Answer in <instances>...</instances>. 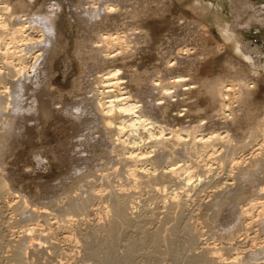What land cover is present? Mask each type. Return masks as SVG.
Instances as JSON below:
<instances>
[{"label": "bare ground", "instance_id": "1", "mask_svg": "<svg viewBox=\"0 0 264 264\" xmlns=\"http://www.w3.org/2000/svg\"><path fill=\"white\" fill-rule=\"evenodd\" d=\"M231 3L229 22L195 0L144 65L160 42L134 24V0H69L68 15L63 0H0V264H264V105L247 106L263 51L241 41L264 5ZM206 16L245 62L226 55L231 72L208 87L216 111L195 120L174 106L218 49L207 51ZM58 58L64 79L77 74L69 89L56 85ZM49 121L69 129L50 149L64 171L16 187L8 161L47 170Z\"/></svg>", "mask_w": 264, "mask_h": 264}, {"label": "rangeland", "instance_id": "2", "mask_svg": "<svg viewBox=\"0 0 264 264\" xmlns=\"http://www.w3.org/2000/svg\"><path fill=\"white\" fill-rule=\"evenodd\" d=\"M39 1L47 2L48 0L46 1L39 0ZM68 1L69 0L66 1L63 0L65 7ZM203 1L207 5H213L214 7L224 11L229 22L234 20V15L231 11L232 9L231 0H203ZM253 2L257 6L264 5V0H253ZM134 3L137 6L139 4V1L134 0ZM140 6L142 7L139 8V10L141 9L142 12L139 13L138 17L134 18L133 21L134 24L142 26L145 30H147L152 42L154 43L158 41L160 42L158 43V45L156 44L153 46L154 49L151 50L149 49L148 52L147 51L142 52V54L140 55L141 61L144 63V65H149L153 61L152 55L155 53V51H157L155 50V47H158L157 48L159 51L158 57L159 54L163 55V53L166 52L165 49L166 44L163 42V40L165 38L167 39L169 33L178 27L177 24L179 23L178 19L182 15L190 18L193 14V11H196L198 9H196L195 7V0H176L171 7L161 6V3L157 2L156 0H146L145 2H142V5L140 4ZM140 6L138 5V7ZM65 12L66 15H68L67 7L65 8ZM205 19L206 20H204V24L208 27L206 35L211 38L210 39L211 41L210 40L208 41V43L210 44H208L209 46L207 51H209L215 44L216 46H218V49L215 53H208L206 55L207 58L205 57L204 59H202L203 61L201 62L200 65V68L201 67L202 68L200 69L199 75L197 77L192 78L191 80L192 84L195 83L194 85H196V87L194 88L195 91L186 96L187 99L185 102L180 103L181 106H174V108L177 109L184 107L185 108L191 107L192 109L188 111V113L186 114L187 117L185 118H191L195 120L201 118H204L206 120L210 118L216 111L217 102L215 99H213L210 92H208V87L215 80V78L218 77V74L222 75L223 73L231 72L229 68L224 66L225 60L227 59L226 55L233 56V58L236 59L238 58L240 61L245 62V60L242 57H239L238 55L233 53L231 47L222 40L217 24H215L210 19L209 16H206ZM78 33H80V31L76 28V23H73L71 28L67 27L66 35L69 38L68 45L70 48L69 53L71 57H73L74 55L73 43ZM241 41L245 46L248 47L247 50L249 51V53L251 52L250 54L253 57L255 56V53L251 50V48L255 45L261 47L264 55V24L261 25V24L253 23L250 26V28L244 29L243 37ZM60 42L61 44L64 43L63 37H61ZM263 55L261 56L262 62L264 61ZM57 62L58 63H56V70H57L56 85H58L60 88L69 89L72 86L73 80L77 77V74L68 75V77L64 79L62 74L63 64L60 63V58L57 59ZM256 68L259 70V74H258L259 78L255 81V87H254V81L252 82L253 84L252 92L250 94V97L248 98L249 101L247 102L248 109L253 108L254 105H256L257 108H261L262 105H264V75H263L264 69L262 68V66ZM225 78L228 79L227 76L221 77V79H225ZM44 127L45 129L40 134L41 137L40 139L43 140H41L40 142L47 149L46 156L49 162L48 168L47 170L44 171L42 176L38 174L34 175L30 170H28V168L23 166V164L17 167L16 165H13L10 163V161H8L6 165V167L9 166L7 167L8 168L7 171L11 172L12 171L11 168L13 167V170L16 173L15 178L13 176V182L16 187L22 186L23 189H26L27 185L30 183L32 189H35L36 187L39 186L41 180L47 182H53L56 178L62 175L64 171L65 163H61L57 161V159H54L52 157V152L50 149L54 148L55 150H58L59 145L62 143V141L65 139L67 140L69 139V134H68L69 129L65 126H60L59 124H56L54 121L47 122L46 125H44ZM23 160H26V162H30L36 165V163L33 162L34 158L32 154L31 155L28 154L27 156H25ZM38 171L40 170L38 169ZM261 182L264 184V179L261 180ZM204 229H206V227H204ZM179 260L181 259H178V261ZM170 261L171 260H169L168 262ZM88 262L90 261H87V263ZM145 264H149V263L145 262Z\"/></svg>", "mask_w": 264, "mask_h": 264}]
</instances>
